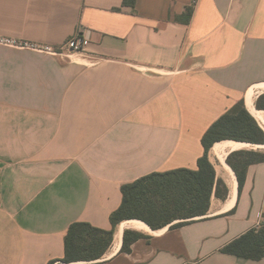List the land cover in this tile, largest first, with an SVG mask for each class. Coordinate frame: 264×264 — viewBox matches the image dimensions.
Instances as JSON below:
<instances>
[{
    "label": "crops",
    "instance_id": "0c3cea01",
    "mask_svg": "<svg viewBox=\"0 0 264 264\" xmlns=\"http://www.w3.org/2000/svg\"><path fill=\"white\" fill-rule=\"evenodd\" d=\"M77 34L90 42L77 61L0 46V264L63 259L75 222L110 230L122 185L197 169L204 134L239 102L264 125V0H0V37L59 48ZM227 143L225 159L253 146L211 149L225 200L177 229L126 228L147 237L131 253L122 223L90 264H264L221 253L264 224V163L239 192L218 170Z\"/></svg>",
    "mask_w": 264,
    "mask_h": 264
},
{
    "label": "trees",
    "instance_id": "16d2710c",
    "mask_svg": "<svg viewBox=\"0 0 264 264\" xmlns=\"http://www.w3.org/2000/svg\"><path fill=\"white\" fill-rule=\"evenodd\" d=\"M135 4L136 0H124L125 6L134 8ZM192 13L187 11L186 22ZM255 105L257 110L264 111V95ZM223 141L264 145V130L248 112L244 101L228 110L204 134V155L198 160L197 169L155 172L122 185V203L110 215L111 229L97 228L87 222L71 224L64 240V258L48 264H90L101 260L113 244L117 227L126 221L137 220L158 231L166 227L177 229L206 216L213 197L225 200L228 196L227 186L217 178L210 161L211 149ZM261 163L264 152L260 151H236L227 157L226 164L237 177L239 192L245 185L249 167ZM146 238L142 233L125 230L121 252L131 253L132 246ZM221 253L252 261L264 259V224L222 248Z\"/></svg>",
    "mask_w": 264,
    "mask_h": 264
},
{
    "label": "built area",
    "instance_id": "2783aa9c",
    "mask_svg": "<svg viewBox=\"0 0 264 264\" xmlns=\"http://www.w3.org/2000/svg\"><path fill=\"white\" fill-rule=\"evenodd\" d=\"M0 44H4L18 49H29L33 51H39L54 56H68L73 54L79 55L81 58H84L90 42L82 34H77L59 48H55L48 45L33 44L29 42H23L3 37H0ZM259 125L261 126V124Z\"/></svg>",
    "mask_w": 264,
    "mask_h": 264
},
{
    "label": "bare ground",
    "instance_id": "6f19581e",
    "mask_svg": "<svg viewBox=\"0 0 264 264\" xmlns=\"http://www.w3.org/2000/svg\"><path fill=\"white\" fill-rule=\"evenodd\" d=\"M232 144V143H231ZM236 148L238 145H235ZM233 147V145H230L229 143L225 144V145H220L218 147H216L214 149V153H216L218 156H219V161H218V170L220 171H224L226 173V175L228 176V178L230 179V183L231 185L234 187L235 186V177H234V174L232 173V170L227 166L226 164V154L227 152ZM235 149V148H234ZM232 204V201H229V204L227 206L230 207ZM126 228H133V229H136V230H140L141 232L142 231H148L147 227H146V224L140 222V221H137V220H131V221H128V222H124L119 233L116 235V246L120 243L121 241V238H122V234H123V231L126 229Z\"/></svg>",
    "mask_w": 264,
    "mask_h": 264
},
{
    "label": "rangeland",
    "instance_id": "374dc122",
    "mask_svg": "<svg viewBox=\"0 0 264 264\" xmlns=\"http://www.w3.org/2000/svg\"><path fill=\"white\" fill-rule=\"evenodd\" d=\"M0 46L10 47V46L4 45V44H0ZM10 48H14V47H10ZM14 49L24 50V51H28V52H33V53L40 54V55L47 56V57L64 58V59L69 60V61H77L79 58H81L79 55H73V54L72 55H68V56H54V55H51V54L42 53V52H39V51H33V50H29V49H18V48H14ZM258 123L260 124V122H258ZM261 126H263L262 128L264 130V125L262 123H261ZM251 150L264 152V148L256 147L254 145L250 149H247V151H251Z\"/></svg>",
    "mask_w": 264,
    "mask_h": 264
},
{
    "label": "water",
    "instance_id": "95a60500",
    "mask_svg": "<svg viewBox=\"0 0 264 264\" xmlns=\"http://www.w3.org/2000/svg\"><path fill=\"white\" fill-rule=\"evenodd\" d=\"M253 116V115H252ZM254 117V116H253ZM255 118V117H254Z\"/></svg>",
    "mask_w": 264,
    "mask_h": 264
}]
</instances>
